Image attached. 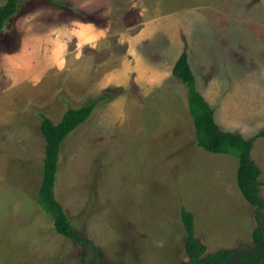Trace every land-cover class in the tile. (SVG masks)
Listing matches in <instances>:
<instances>
[{
    "label": "rangeland",
    "instance_id": "rangeland-1",
    "mask_svg": "<svg viewBox=\"0 0 264 264\" xmlns=\"http://www.w3.org/2000/svg\"><path fill=\"white\" fill-rule=\"evenodd\" d=\"M145 18L171 34L178 54L188 48L197 89L218 125L254 138L264 199V137H257L264 130V0H21L0 35V264H181L189 260L185 208L204 256L236 250L238 241L255 246L264 209L257 220L238 185V157L198 144L190 108L178 96L160 109L147 107L153 97L128 103L138 118L128 131L126 110L99 100L118 97L122 87L89 95L87 71L68 78L45 72L43 83L39 72L19 73L46 52L94 41L96 26L105 37L135 38ZM49 44L52 51L44 49ZM96 44L86 52L100 62L106 53L90 51ZM94 102L89 119L61 144L55 183L56 198L91 247L58 232L40 202L41 114L58 122L69 107ZM149 110L152 117H138Z\"/></svg>",
    "mask_w": 264,
    "mask_h": 264
},
{
    "label": "trees",
    "instance_id": "trees-1",
    "mask_svg": "<svg viewBox=\"0 0 264 264\" xmlns=\"http://www.w3.org/2000/svg\"><path fill=\"white\" fill-rule=\"evenodd\" d=\"M20 2L21 0H8L0 7V35L6 22L17 12ZM187 50L188 48L182 51L173 68V74L187 86L189 108L194 118L198 144L213 153L233 154L238 157V185L245 199L256 208V218L259 220V213L264 209V199L260 195L259 178L262 171L251 157L254 138L246 140L239 133L224 131L218 125L215 109L197 89L196 77L190 65ZM96 105L97 102L83 107H69L58 122L44 113L41 114V131L46 138V155L40 202L43 208L52 214L58 232L79 242H86L91 247H93L92 243L79 236L73 228L72 220L56 198L55 183L62 142L89 119ZM257 137H264V130ZM194 217L193 213L186 208L183 209L182 218L187 232L186 251L189 260L182 261L181 264H221L232 255L234 250H223L204 256L206 246L195 237ZM253 241L255 248L264 250V226L261 223L255 228ZM95 256L97 258V252ZM94 260L95 258L91 259L90 263ZM236 264H264V259L247 256Z\"/></svg>",
    "mask_w": 264,
    "mask_h": 264
},
{
    "label": "crops",
    "instance_id": "crops-1",
    "mask_svg": "<svg viewBox=\"0 0 264 264\" xmlns=\"http://www.w3.org/2000/svg\"><path fill=\"white\" fill-rule=\"evenodd\" d=\"M140 16L143 15L141 14ZM154 20L155 18L141 20L144 22L142 23L143 26L138 27L137 33L139 35L137 34L132 39H125L126 35H117L118 33L112 35V37H105L100 27L96 26L91 31L94 33L93 36L97 38L94 41L89 38L90 43H80L74 50H60L56 53L52 51V47L49 44L44 49L52 52L47 53L45 51L46 53H44L42 58L31 63V66L25 72L19 73L27 74L29 71H32L39 72L42 75L45 72H54L60 75L59 70H62L64 78H68L74 72L77 76H80L83 72L87 71V75L92 73L93 76L89 84V95H98L100 91H108L106 90L108 88H113L110 91L114 92L115 87H122L123 93L118 97L109 98L110 100L100 97L99 100H106L116 111L126 110V113L131 118L126 124V130L128 131L132 129V126L138 120L137 117H134L137 112L127 110L128 103L143 102L141 105H144L149 98L153 97L152 100L156 101L155 106L149 104L147 107L160 109L158 103L163 102L169 96H171V100L178 96L184 102V108L187 109L189 107L188 89L182 85V81H176L177 77L173 74V68L182 50L180 54L177 53L179 45L173 41L171 34L167 33V30L164 31L157 25H153L155 23ZM76 33L82 36L80 39L83 41V31L78 28ZM93 43H98L94 45L97 47H91L90 51L95 50L94 52L96 53H106V58H102L100 62L95 57L89 56L88 52H86L89 45L92 46ZM169 46L172 47L170 55L165 53V50ZM180 48H182V45H180ZM68 60H71L72 63H68ZM37 82H45V76L42 75V79ZM159 91H161V94L155 97ZM180 92L183 96L180 95ZM141 105H138L139 107H136L135 110L147 108H141ZM119 108L122 109L119 110ZM153 115V110L138 113L140 119L152 117ZM140 135L144 139L141 133ZM237 244L241 245V247L242 245L246 248L251 247L240 241L236 242Z\"/></svg>",
    "mask_w": 264,
    "mask_h": 264
},
{
    "label": "water",
    "instance_id": "water-1",
    "mask_svg": "<svg viewBox=\"0 0 264 264\" xmlns=\"http://www.w3.org/2000/svg\"><path fill=\"white\" fill-rule=\"evenodd\" d=\"M247 256H254L264 259V250L255 247L236 249L232 255L221 264H236Z\"/></svg>",
    "mask_w": 264,
    "mask_h": 264
}]
</instances>
